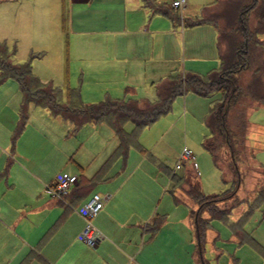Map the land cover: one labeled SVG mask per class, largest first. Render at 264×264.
Here are the masks:
<instances>
[{
	"label": "rangeland",
	"instance_id": "374dc122",
	"mask_svg": "<svg viewBox=\"0 0 264 264\" xmlns=\"http://www.w3.org/2000/svg\"><path fill=\"white\" fill-rule=\"evenodd\" d=\"M187 2L190 7L198 9L195 15L200 17L202 13L204 14L203 5L209 6L213 0H190V2L187 0ZM26 3L25 0L21 3L18 1L0 3V43L6 44V50L15 62L31 59L33 73L43 83H52L57 87L60 90L61 101L66 102L71 99L77 102L78 98H75L74 93L73 97L69 98L68 89L76 91L84 104L98 103L106 98H123L124 90L128 86L134 90L138 98L150 101L156 99L155 86L159 77L165 78L171 73L165 61L167 57V47H164L165 36L161 37L162 41H156L134 35L133 46L139 44L137 48L130 51L126 48L128 43L124 44L121 40L117 51L109 49L107 53H103L105 55L95 58L91 52L83 53L75 46V35L70 32L69 0H52L49 9L53 10V15L51 18L48 17V23L51 26L50 37L53 44L48 47L32 46L30 39L33 38L28 37L27 34L32 29V25L35 27L33 23L36 19L27 17V15L31 16V11L28 12ZM173 10L178 16H187L182 14L185 13L184 6ZM148 14L149 17L151 11ZM77 16V12L73 10V23ZM43 40L44 38H39L34 42H43ZM180 41L178 45L180 44L181 48ZM214 45L216 48V41ZM37 47L39 48L36 49ZM206 58L208 62L203 63L202 67L195 71L196 74L206 76L211 71L220 69L217 49L216 53ZM183 60V54L180 53L179 62L175 64L179 66L175 72L190 73L188 70L190 65L186 64L187 66L184 67ZM151 75L157 78L153 76L151 78ZM250 78V70L240 75L243 84H247ZM8 82L9 87L10 82L18 86L14 79ZM11 90L12 87L9 88V92ZM215 98L216 95L204 97L190 91L177 96L169 112L137 132V141L130 143L125 157L126 164L129 163L127 173L134 175V179L141 177L152 179L153 188L160 191V195H164L160 202L159 213L165 215L169 225L163 229L158 241L163 249L162 264H264L262 250L248 240L247 236L244 235L245 237L240 239L233 229V223L247 209L248 203L264 185V106L255 105L248 110L246 134L241 139L242 143L238 141L239 143L234 144L239 174L237 178L231 168L232 156L227 146H219L220 160L215 164L211 153L202 144L209 135L205 122ZM244 100L249 102L248 99ZM34 110L35 115H39L36 109ZM28 113L30 116V107ZM35 117L37 120L33 118L32 126L25 132L22 143L34 144L37 148L41 145L60 144L65 153H68L67 161L70 163L72 161H69V157L78 159L85 156L90 161L94 150L98 149L100 144L118 141L105 123L97 124L98 128H101L100 132L93 131L90 127L91 123L83 124L76 132H71L69 131L71 125L63 119L53 126V123ZM124 128L131 131L134 126L128 121ZM137 142L146 149L145 152L138 148ZM183 148H188L194 154L196 169L190 163L176 169ZM120 161H123L120 153L112 155L113 171L122 168ZM167 171L174 172L178 176L190 173L194 177V182H199L202 192L207 196L232 189L236 191L233 197L218 202L216 207V214L219 215L217 211L224 209L226 215L228 214L227 217L212 219L209 211L201 214L202 218L208 220L201 247H196L195 233L193 235L191 228L187 231L178 221L181 211L185 210L189 213L190 209H196L197 205L181 189L183 185H174ZM185 188L187 187L184 186ZM171 190H174V193L187 205L169 211L170 201L173 202ZM240 230L254 237L264 247V202L246 221L242 222Z\"/></svg>",
	"mask_w": 264,
	"mask_h": 264
},
{
	"label": "crops",
	"instance_id": "0c3cea01",
	"mask_svg": "<svg viewBox=\"0 0 264 264\" xmlns=\"http://www.w3.org/2000/svg\"><path fill=\"white\" fill-rule=\"evenodd\" d=\"M15 1L21 3L24 0H0V3ZM25 1L28 12L31 11V16L27 17L36 19L33 23L35 27L32 25L27 34L34 39L29 38L31 44L48 47L53 44L50 37L51 26L48 23V17L53 15V10L49 9L52 0ZM155 1L161 3L165 0ZM215 1L209 6L203 5L202 9H211ZM167 3L172 11L179 9L172 6V0H167ZM69 7L70 32L75 35L76 48L83 53L91 52L95 58L105 55L103 53H107L109 49L117 51L121 40L124 44L128 43V50L137 48L139 44L133 46L134 35L156 41H162V36L166 37L165 61L167 68L171 69L168 76L179 73L175 72L179 66L175 64L179 62L180 53L184 57V67L186 64L190 65V72L198 71L203 63L208 62L206 56L216 53V49L218 53L217 30L212 24L184 25L183 20L197 17L195 14L198 11L190 7L187 0L184 5L185 13L182 12L187 16L180 15V21L172 20L168 15L154 13L143 0H69ZM73 10L78 14L74 23ZM150 11L152 15L148 17ZM39 38H44L43 42H34ZM152 76L151 78H157ZM159 78L158 82L165 79L161 76ZM9 80L0 85V264H162L163 249L158 241L163 229L169 225V220L165 219L153 235L148 233L147 226L154 216L162 215L159 213L160 202L164 198L160 191L153 188L152 179H134V175L127 173V154L122 155V168L113 171L111 159L119 140L100 144L90 161L85 156L78 159L69 157L71 163L67 161L68 153H65L60 144L41 145L37 148L34 144L22 143L25 132L32 126L33 118L37 120L35 116L41 121L53 123V126L59 124L62 118L53 116L46 108L30 103L29 119L27 118L23 130L17 133L21 93L19 85L10 82L11 86H7ZM123 98L145 99L138 98L129 86L125 88ZM34 109L39 115H35ZM63 121L71 125L69 131L73 132L72 124ZM87 123L92 124L90 127L93 131L100 132L101 128L97 126L100 123ZM108 127L115 135L114 130ZM60 172L77 175L78 182L64 200H55L44 189ZM96 192L109 194L110 199L93 219L94 226L104 238L96 247H89L77 238L84 225L79 208ZM170 194L173 202L170 201L169 211L187 205L181 199L177 202L174 195ZM192 210L195 209L191 208L189 213L181 211L178 221L184 229L188 231L191 228L193 235L195 233L197 247L199 245ZM238 231L243 234L241 230ZM245 235L254 239L249 234Z\"/></svg>",
	"mask_w": 264,
	"mask_h": 264
},
{
	"label": "trees",
	"instance_id": "16d2710c",
	"mask_svg": "<svg viewBox=\"0 0 264 264\" xmlns=\"http://www.w3.org/2000/svg\"><path fill=\"white\" fill-rule=\"evenodd\" d=\"M143 2L154 13L168 15L172 20L180 21V17L172 11V7L168 8L167 0L161 3H156L155 0H143ZM183 22L186 26L210 23L216 28L220 69L211 71L206 76L195 72L170 75L158 82L154 101L136 98H106L98 103L84 104L76 91L68 89L69 98L74 93L78 100L73 102L68 99L63 102L60 100V90L57 87L52 83H43L33 73L31 59L15 62L7 52L6 44L0 43V85L8 79H14L21 93L20 123L17 133L23 130L28 118L29 104L33 103L48 109L53 116H59L70 122L73 132L87 122L107 124L114 130L119 140L115 153L125 156L130 143L136 140L137 132L169 112L177 96L188 91L204 97L217 95L206 117L205 123L209 129V135L202 144L211 153L215 164H218L220 160L219 146H227L232 156L230 163L233 167L231 168L239 178L234 144L239 143L238 141L242 143L241 139L246 134L248 110L255 105L264 106V0H216L211 9H204L202 16L185 19ZM246 70L251 71V78L247 84H243L240 81V75ZM244 99H248L249 102H245ZM128 121L134 125L129 132L124 128ZM137 145L142 152L146 151L140 143L137 142ZM168 174L175 186L183 185L181 189L197 205V209L192 210L191 214L198 245L201 247L208 225V220L202 218L201 214L209 211L212 219L227 217L228 214L226 215L227 212L224 209L217 211L219 215L216 214V207L218 202L233 197L236 191L232 189L207 196L202 192L199 182H194V177L190 173L181 176L174 172H168ZM184 186L187 188L184 189ZM170 192L179 202L180 198L174 194V190ZM263 202L264 185L257 191L255 198L248 203L244 214L233 223L234 232L240 236V239L247 236L238 231L241 229L242 222ZM164 221V215H155L147 226L148 233L153 235ZM248 240H251L264 253V248L254 239L248 237Z\"/></svg>",
	"mask_w": 264,
	"mask_h": 264
},
{
	"label": "built area",
	"instance_id": "2783aa9c",
	"mask_svg": "<svg viewBox=\"0 0 264 264\" xmlns=\"http://www.w3.org/2000/svg\"><path fill=\"white\" fill-rule=\"evenodd\" d=\"M185 3L186 0H172L174 8H180ZM178 161L176 169H180L187 163H190L194 169L197 167L194 154L188 148H183ZM77 182V175L60 172L56 174L52 183L45 186L44 190L49 197L55 200H64ZM109 199V194L96 192L79 208V214L84 219V225L77 238L89 247H96L104 238L103 234L94 226L93 219L100 213Z\"/></svg>",
	"mask_w": 264,
	"mask_h": 264
}]
</instances>
